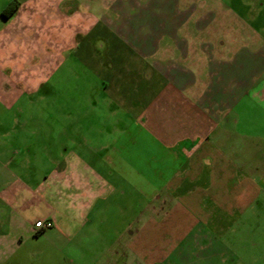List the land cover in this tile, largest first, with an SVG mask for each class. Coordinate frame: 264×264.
<instances>
[{"label":"crops","instance_id":"1","mask_svg":"<svg viewBox=\"0 0 264 264\" xmlns=\"http://www.w3.org/2000/svg\"><path fill=\"white\" fill-rule=\"evenodd\" d=\"M11 1L0 264H264V0H18L4 17ZM72 56L61 99L90 107L64 111L56 152L25 108Z\"/></svg>","mask_w":264,"mask_h":264},{"label":"rangeland","instance_id":"2","mask_svg":"<svg viewBox=\"0 0 264 264\" xmlns=\"http://www.w3.org/2000/svg\"><path fill=\"white\" fill-rule=\"evenodd\" d=\"M61 66L60 68H57V70L54 72V74L51 77V87L50 92L48 94H43L44 96H32L30 101L32 102L31 106L27 109L26 112L28 114H32V118H29V124L27 125L30 127L32 130H35L34 134V140L36 141L35 145L39 146L40 144L46 142V143H53V148L58 152V147L62 145L61 138L59 136L60 131L62 128H66V130L73 131L74 126H75V118H68V119H63L61 116L63 115L64 111H69L70 113H74L76 111H82V110H89L90 104L87 101H79L75 102L74 100V95L72 97H68L67 99H61L60 96V87H59V79L60 77L67 78L68 80H73L77 77V72H80L75 68V64L77 63L74 56L69 57L67 60ZM68 69H67V68ZM75 87H71L73 89ZM85 99V97H84ZM18 105H21L23 107L24 105V100L21 101ZM30 105V103H29ZM20 108H16L14 110H9V109H3L5 110L4 115H3V122L1 123L0 121V126L2 125L3 129L6 128H11L13 125L12 121V115L13 112L19 111ZM255 112V111H254ZM27 113H25V116ZM260 119V118H259ZM25 120V119H23ZM253 121V119H251ZM257 120V119H255ZM261 120V119H260ZM68 131V134L71 132ZM62 137V136H61ZM72 137V136H71ZM60 139V140H59ZM63 140V138H62ZM150 142V140H147V142ZM37 148V147H36ZM49 154H51L50 151H48ZM148 162L152 159H150L149 154L151 153L148 148ZM48 167V166H47ZM139 169L141 172L142 177H146L147 181L146 182H137L135 185H139L142 187H146V189H151L156 185L155 181V166L154 165H147V166H139L136 167ZM128 185V183H126ZM127 189L126 192L132 194L133 197V192L128 191ZM116 200V199H115ZM127 201V199L125 198ZM123 200V202H125ZM133 198L131 199L132 204H133ZM122 202V199H117V205L115 207L119 206L120 203ZM114 207V205H113ZM112 209V208H111ZM109 216V215H108ZM107 218V215H101L100 218ZM43 237H50L48 235H42ZM40 236V237H42Z\"/></svg>","mask_w":264,"mask_h":264},{"label":"trees","instance_id":"3","mask_svg":"<svg viewBox=\"0 0 264 264\" xmlns=\"http://www.w3.org/2000/svg\"><path fill=\"white\" fill-rule=\"evenodd\" d=\"M19 5V1L18 0H12L3 10V16L4 17H9L11 16L17 9Z\"/></svg>","mask_w":264,"mask_h":264},{"label":"built area","instance_id":"4","mask_svg":"<svg viewBox=\"0 0 264 264\" xmlns=\"http://www.w3.org/2000/svg\"><path fill=\"white\" fill-rule=\"evenodd\" d=\"M36 226L38 228H47V227H50L52 225V222L51 221H42V220H39V221H36Z\"/></svg>","mask_w":264,"mask_h":264}]
</instances>
